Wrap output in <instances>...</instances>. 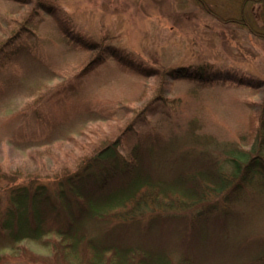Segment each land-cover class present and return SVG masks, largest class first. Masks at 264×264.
I'll use <instances>...</instances> for the list:
<instances>
[{"label": "trees", "instance_id": "1", "mask_svg": "<svg viewBox=\"0 0 264 264\" xmlns=\"http://www.w3.org/2000/svg\"><path fill=\"white\" fill-rule=\"evenodd\" d=\"M8 1L33 8L26 19L22 18L18 31L0 47V99L19 94L15 92L23 83V72L31 74L47 66L48 56L38 31L48 18L59 33L62 55L96 53L91 61L80 65L76 85L71 86L75 95L78 85L110 62L131 75L186 79L194 95L221 81L264 94L262 80L242 73L221 76L191 66L169 70L158 64L149 66L104 42L111 38L109 35L95 40L76 32L54 0ZM242 2L244 6L259 5L264 21V0ZM200 4L212 14L204 2ZM218 20L247 27L251 35L264 41V24L263 31L258 32L243 15ZM6 27H11L10 23ZM45 81L38 89L45 87ZM61 93L41 95L36 102L58 106L55 111L18 112L0 119V128L6 132L3 139L21 151L69 143L77 130L82 132L94 122L110 124L126 119L135 110L131 105L136 101L127 99L105 107H101L103 102L87 100L83 107L71 111ZM183 103L182 99L173 101L161 95L134 119L140 113L148 117L169 115L168 110L177 113ZM257 106L248 113L246 131L237 135L238 140L225 143L207 132H198L200 118L183 120L179 112L170 114V122L163 127L134 131L133 125L127 126L121 140L108 143L76 169L64 171L56 180L61 186L56 196L38 180L22 178L0 166V264L9 260L8 252L21 255L18 259L22 261L13 264H199L188 249L173 257L165 249L154 247L152 241L135 236L132 230L143 222L151 228L162 226L188 213L207 223L217 216L228 218L237 207L264 200V96ZM121 141L130 148L125 154L119 149ZM245 141L248 149L242 146ZM63 185L72 191V197L66 195ZM25 241L37 243L48 255L37 256L21 245ZM260 247L250 264H264V237Z\"/></svg>", "mask_w": 264, "mask_h": 264}, {"label": "rangeland", "instance_id": "2", "mask_svg": "<svg viewBox=\"0 0 264 264\" xmlns=\"http://www.w3.org/2000/svg\"><path fill=\"white\" fill-rule=\"evenodd\" d=\"M54 1L76 32L95 40L109 35L111 38L104 42L149 66L158 64L168 70L191 66L210 69L221 76L229 72L242 73L264 82V41L251 35L247 27L218 20H233L243 15L255 30L261 32L264 21L259 5L244 6L243 0ZM32 8V5L20 7L11 1L0 0V23L4 26L0 28V47L18 31L22 18L26 19ZM9 23L11 27L7 28ZM38 33L42 37V49L48 56L47 66L31 74L23 72V83L15 92L19 94L0 99V119L18 112L55 111L58 106L36 102L41 95L50 96L57 91L62 92L60 96L71 111L83 107L87 100L103 102L101 107L119 100L136 101L131 105L134 113L126 119L110 123L111 126L107 122H94L82 132L77 130L69 143H55L45 148L18 150L3 139L6 132L0 128V166L22 178L38 180L47 185L54 196L61 191L56 180L64 171L76 169L77 164H84V159L91 158L108 143L121 140L127 126L133 125L134 131L163 127L170 122V114L179 112L183 120L200 118L197 124L202 127L198 132H207L218 142L225 143L238 140L237 135L246 131L248 113L258 109L257 102L264 96L263 91L256 92L229 81H221L216 87L194 95L189 92L192 84L186 79L131 75L114 62L102 66L78 85L79 93L75 95L71 86L76 85L79 67L91 61L96 53L81 51L62 55L63 47L57 42L59 33L49 18L42 23ZM30 42L33 45V39ZM11 47H15L14 43ZM44 80L45 87L38 89ZM161 95L173 101L182 99L184 103L177 113L168 110L169 115L149 117L140 113L134 119L140 110ZM78 111L82 112L83 108ZM141 116L144 120L139 121ZM123 143L119 149L125 154L130 148ZM242 146L248 149L250 145L245 141ZM63 189L66 195H72L67 186L63 185ZM132 233L152 241L154 247L165 249L173 257L181 256L188 249L199 264H250L264 237V200L252 202L249 207H237L228 218L217 216L206 223L194 214H180L153 228L143 222L135 226ZM21 245L37 256L48 255L37 243L25 241ZM8 255L9 260L2 264L22 261L18 259L21 255L14 252H8Z\"/></svg>", "mask_w": 264, "mask_h": 264}]
</instances>
